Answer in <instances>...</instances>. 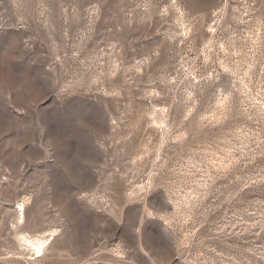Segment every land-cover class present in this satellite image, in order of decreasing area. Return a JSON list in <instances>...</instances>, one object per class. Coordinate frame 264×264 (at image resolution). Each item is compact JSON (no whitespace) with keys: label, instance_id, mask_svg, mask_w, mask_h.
I'll return each instance as SVG.
<instances>
[{"label":"rangeland","instance_id":"obj_1","mask_svg":"<svg viewBox=\"0 0 264 264\" xmlns=\"http://www.w3.org/2000/svg\"><path fill=\"white\" fill-rule=\"evenodd\" d=\"M0 264H264V0H0Z\"/></svg>","mask_w":264,"mask_h":264},{"label":"bare ground","instance_id":"obj_2","mask_svg":"<svg viewBox=\"0 0 264 264\" xmlns=\"http://www.w3.org/2000/svg\"><path fill=\"white\" fill-rule=\"evenodd\" d=\"M39 245H40V244H39ZM40 246H41V245H40ZM40 246H39V247H40Z\"/></svg>","mask_w":264,"mask_h":264}]
</instances>
